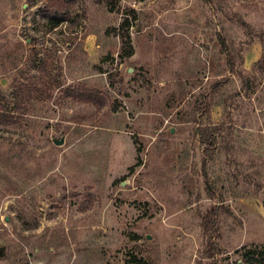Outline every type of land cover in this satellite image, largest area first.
<instances>
[{
  "label": "rangeland",
  "instance_id": "rangeland-1",
  "mask_svg": "<svg viewBox=\"0 0 264 264\" xmlns=\"http://www.w3.org/2000/svg\"><path fill=\"white\" fill-rule=\"evenodd\" d=\"M0 110V264L264 260V0H0Z\"/></svg>",
  "mask_w": 264,
  "mask_h": 264
},
{
  "label": "trees",
  "instance_id": "trees-1",
  "mask_svg": "<svg viewBox=\"0 0 264 264\" xmlns=\"http://www.w3.org/2000/svg\"><path fill=\"white\" fill-rule=\"evenodd\" d=\"M51 4V10L45 11L42 14V19L46 23V25L52 30L59 28L62 24L66 23L69 20V14L65 12V8L59 7L55 5L53 2ZM130 55H133L132 50L130 51ZM228 64L233 72H235L234 61L230 56H228ZM257 65V64H256ZM61 87V86H59ZM67 97H73L74 99L95 105H102L103 101L98 95H94L93 93H89L88 91L85 92H78L73 90V92H67ZM25 114V113H24ZM16 124V120L13 114L2 113L0 110V125L1 126H8ZM205 225V224H204ZM205 229L207 232H211L214 230V224L212 221H208L206 223ZM206 232V233H207ZM137 261V260H134ZM136 263V262H134ZM138 264H148L146 262L137 261ZM250 264H264V260L252 259Z\"/></svg>",
  "mask_w": 264,
  "mask_h": 264
},
{
  "label": "water",
  "instance_id": "water-1",
  "mask_svg": "<svg viewBox=\"0 0 264 264\" xmlns=\"http://www.w3.org/2000/svg\"><path fill=\"white\" fill-rule=\"evenodd\" d=\"M64 144V141L62 140V141H59V142H57V145H59V146H61V145H63Z\"/></svg>",
  "mask_w": 264,
  "mask_h": 264
}]
</instances>
